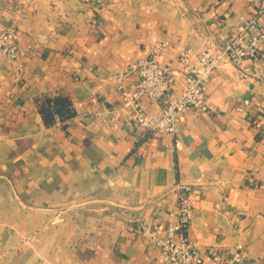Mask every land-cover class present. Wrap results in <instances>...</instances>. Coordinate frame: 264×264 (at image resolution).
Here are the masks:
<instances>
[{"label":"crops","instance_id":"obj_1","mask_svg":"<svg viewBox=\"0 0 264 264\" xmlns=\"http://www.w3.org/2000/svg\"><path fill=\"white\" fill-rule=\"evenodd\" d=\"M258 3L33 0L0 17L28 52L20 69L0 63V264H160L155 240L175 223L184 185L194 207L181 235L206 263L241 245L236 264H264V51L244 62L251 79L231 65L212 72L208 107L180 119L175 150L172 136L121 112L110 126L107 113L121 103L111 71L166 42L158 61L178 96L179 52L235 37ZM59 95L73 116L47 126L36 99Z\"/></svg>","mask_w":264,"mask_h":264},{"label":"built area","instance_id":"obj_2","mask_svg":"<svg viewBox=\"0 0 264 264\" xmlns=\"http://www.w3.org/2000/svg\"><path fill=\"white\" fill-rule=\"evenodd\" d=\"M166 47V42L159 43L150 49L147 57L129 63L121 70L111 71L108 80L118 85L121 103L117 110L111 109L107 113L110 126L119 121L121 112L125 121L135 127L154 134L172 136V148L175 150L180 146V119L189 111L208 107L205 88L215 69L231 65L237 69L241 79H251V71L249 67H244V62L255 61L264 51V0H259L255 13L237 28L235 37L219 45L209 43V46L201 50L187 47L179 52L178 62L181 65L183 88L178 96L171 90L173 79L170 76V67L158 61L159 55ZM27 55V50L18 45L16 29L5 27L0 30V63H16L20 69ZM134 76L138 78L136 87L126 90L124 84ZM161 99L165 104L156 112L146 113L142 108L144 100ZM54 118L55 124H59L58 117ZM178 189L181 195L175 210L176 221L167 228L163 237H157L155 240L159 248L160 264H210L206 263L197 254L194 246L181 235V230L190 221L194 198L191 186H179ZM241 251L242 246L237 245L235 252L224 264H236Z\"/></svg>","mask_w":264,"mask_h":264},{"label":"trees","instance_id":"obj_3","mask_svg":"<svg viewBox=\"0 0 264 264\" xmlns=\"http://www.w3.org/2000/svg\"><path fill=\"white\" fill-rule=\"evenodd\" d=\"M36 105L47 126L55 124L54 116L58 117L59 122H65L73 116L69 99L66 96H42L36 99Z\"/></svg>","mask_w":264,"mask_h":264},{"label":"rangeland","instance_id":"obj_4","mask_svg":"<svg viewBox=\"0 0 264 264\" xmlns=\"http://www.w3.org/2000/svg\"><path fill=\"white\" fill-rule=\"evenodd\" d=\"M33 0H0V17L13 16L15 12L26 13Z\"/></svg>","mask_w":264,"mask_h":264}]
</instances>
